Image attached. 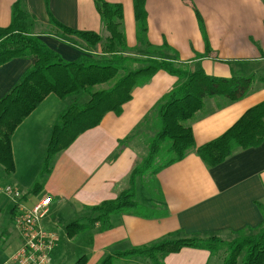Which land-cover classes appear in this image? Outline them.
I'll use <instances>...</instances> for the list:
<instances>
[{
    "label": "crops",
    "instance_id": "crops-1",
    "mask_svg": "<svg viewBox=\"0 0 264 264\" xmlns=\"http://www.w3.org/2000/svg\"><path fill=\"white\" fill-rule=\"evenodd\" d=\"M17 1L0 0V28L10 26ZM48 1L47 8L46 0H23L35 19L34 33L63 59L73 62L81 52L55 37L57 30L50 24L49 13L68 28L108 37L93 0ZM106 1L122 5L127 46L132 55L138 56L133 0ZM146 11L148 43L155 48L170 47L168 59L215 78L264 72V0H146ZM198 16L203 20L207 41ZM35 62L36 59H16L0 68V99ZM177 81L174 76L159 72L148 84L136 88L120 115L108 113L100 126L80 136L55 157L52 173L38 189L34 187L40 178L51 132L67 108V100L49 96L12 137L16 170L10 176V186L23 193L22 202L30 208L45 197L52 198L43 226L60 233L64 225L68 245L86 247L88 264H98L113 252L144 247L172 236L230 242L242 232L256 231L263 223L264 142L258 148L235 151L214 168L207 167L192 152L182 162L162 170L155 179L161 202L157 193V199L148 190L142 194L146 207L157 209L154 218L118 215L111 218L109 226L92 222L96 218L92 208L116 200L129 189L130 175L141 159L133 143L123 148L120 143L132 136ZM262 103L264 76L257 78L248 95L238 102L207 99L190 125L196 147L217 140ZM15 206L11 209L13 222ZM71 224L87 230L70 239L67 228ZM19 237V245L7 257L11 258L20 248V234ZM60 247L61 240L53 256ZM137 260L122 262L140 264ZM164 264H222V260L208 251L184 249L166 257Z\"/></svg>",
    "mask_w": 264,
    "mask_h": 264
},
{
    "label": "trees",
    "instance_id": "trees-1",
    "mask_svg": "<svg viewBox=\"0 0 264 264\" xmlns=\"http://www.w3.org/2000/svg\"><path fill=\"white\" fill-rule=\"evenodd\" d=\"M93 1L108 33L107 38L98 33L68 28L48 10L50 24L57 30L55 37L81 52L73 62L63 59L34 33L36 22L23 0H18L13 6L10 26L0 28V68L16 59H36L18 84L0 99V166L9 176L15 173L12 137L49 96L54 95L64 101L71 99L72 103L53 126L40 178L34 187L38 189L52 173L56 156L68 150L80 136L100 126L108 113L120 115L136 88L148 84L157 73L165 72L177 78V84L132 136L120 143V148L129 146L137 131L143 125H148L152 117L159 120V131L146 146L147 155L130 175L129 189L116 200L91 209L96 215L92 222L104 226H109L111 218L118 215L151 219L158 211L155 207L148 208L137 202L138 180L146 185L154 198L157 199L155 193L159 194L161 202L156 176L162 170L182 162L192 152L207 167L214 168L223 164L237 150L260 147L264 142V103L249 110L217 140L196 147L190 125L204 109L205 101L222 98L238 102L248 95L257 80L256 76L215 78L202 70H193L188 64L168 59L166 53L171 52L170 47L164 45L155 48L148 43L146 0H133L140 54L132 55L127 46L122 5L110 4L106 0ZM46 5L48 8V0ZM198 20L207 41L203 20L199 16ZM82 97L88 100L81 103L79 100ZM162 156H166L167 160L155 167ZM261 211L263 223L254 236H240L230 242L218 238L175 240L172 236L144 247L113 252L98 264H117L134 258L147 259L151 264H164L166 257L184 249L204 250L212 255L226 250L227 257L223 264H239L242 256V264H264V207H261ZM164 214L167 215V212ZM86 230L87 227L71 224L67 228V235L73 239ZM76 264H88V257H82Z\"/></svg>",
    "mask_w": 264,
    "mask_h": 264
},
{
    "label": "rangeland",
    "instance_id": "rangeland-1",
    "mask_svg": "<svg viewBox=\"0 0 264 264\" xmlns=\"http://www.w3.org/2000/svg\"><path fill=\"white\" fill-rule=\"evenodd\" d=\"M102 37L105 38V34H102ZM107 37V34H106ZM60 52H62L61 49H59ZM67 60V59H66ZM68 61V60H67ZM70 62V60H69ZM264 76V72L260 74H256V78H260ZM88 100L87 97L80 98L81 103H85ZM67 105L70 106L72 103V100H67ZM151 123L149 122L148 125H143L140 130L137 131L135 138L133 140L134 149L137 150L140 153V161L139 165L142 163L144 157L147 155L146 146L147 144L152 140V138L158 133L160 124L159 120L152 117L150 119ZM129 144V143H127ZM167 160L166 156H162L156 163L155 167H159L164 161ZM10 176L7 175L3 169L2 166H0V264H3L4 261L8 256V253L14 250L18 245L20 241L19 237V230L15 226V223L12 221L11 218V209L12 206H14V201L6 195L3 191L7 186H10L9 183ZM149 179V178H148ZM146 185L141 181L138 180L137 182V202L140 205H143L146 207L145 201L142 200V194L143 192L147 191ZM149 191V190H148ZM20 192V191H19ZM22 195L23 193L20 192ZM31 200H33L35 197H30ZM64 227V225H63ZM61 227L60 233L58 235L60 236L61 240V247L56 252V254L53 256V259L51 261L52 264H76L82 257L87 256V249L86 247L82 245H68V240L66 237L65 230ZM257 231H253L251 233L248 232H242V234L238 235L234 240L238 239L240 236H254L256 235ZM82 239V236L80 237ZM185 238H177L175 240H180ZM232 240V241H234ZM217 256H219L220 261L222 260V264L225 261V258L227 257V251L223 250L219 253H217ZM244 256H242L239 259V264H242V259ZM138 259L137 261L140 264H149L151 263L147 259H141V258H134ZM133 260V259H132ZM136 261V263H137ZM117 264H127L125 262H118Z\"/></svg>",
    "mask_w": 264,
    "mask_h": 264
},
{
    "label": "built area",
    "instance_id": "built-area-1",
    "mask_svg": "<svg viewBox=\"0 0 264 264\" xmlns=\"http://www.w3.org/2000/svg\"><path fill=\"white\" fill-rule=\"evenodd\" d=\"M2 192L16 205L14 223L22 239L20 248L3 264H51L60 244L58 233L43 226L53 204L52 198L45 197L30 208L23 204L20 192L11 186Z\"/></svg>",
    "mask_w": 264,
    "mask_h": 264
}]
</instances>
